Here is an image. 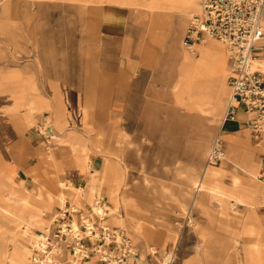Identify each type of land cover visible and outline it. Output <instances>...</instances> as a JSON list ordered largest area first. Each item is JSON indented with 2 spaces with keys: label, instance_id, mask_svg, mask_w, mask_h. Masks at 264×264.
I'll return each instance as SVG.
<instances>
[{
  "label": "crops",
  "instance_id": "1",
  "mask_svg": "<svg viewBox=\"0 0 264 264\" xmlns=\"http://www.w3.org/2000/svg\"><path fill=\"white\" fill-rule=\"evenodd\" d=\"M149 1L2 0V6L9 8L10 13L11 8H15L19 14L18 19L23 27H18V35L22 36L19 38L23 39L30 59H26L23 69L7 68L0 64V118L4 121L0 120V183L5 181L19 188L25 185L27 189L23 192L26 197L31 196L35 205L39 204L40 208H48L50 213H54L59 207L49 202L48 189L33 178L31 169L41 168L46 177L54 174L63 182L70 181L68 176L77 173L81 176L74 178L76 184L70 181L76 187L74 195L79 204L82 201L88 202L83 199L80 191L77 192L78 187L86 184V166L73 154V149L77 153L91 149L86 134L91 135L89 129L100 123L97 122L99 119L107 118L111 125V121L117 123L119 120L122 133L126 135L130 134L128 125L131 120L136 118L138 124L141 120L143 126L138 125L136 128L138 150H141L142 135L143 150L153 152L151 159L150 154L147 158L138 155L137 163L138 166L154 167L166 166L168 163L157 162L155 151L163 149L170 155L172 134H177L175 127H172V119L176 121L178 116L186 120L196 118L204 121L209 135L217 130L209 140L207 153L213 139L221 132L225 157L216 166L223 163V170L240 172L236 166L256 164L258 180L254 181V193L257 201L261 200L251 209L239 207L232 212L227 209V214H223L218 204H211L207 196L203 197L202 200L208 204L207 209L194 208L199 217L196 223L186 228L187 232H191L195 250L191 254L186 253L178 264H264V237L258 240L254 253L242 249L243 243L249 245L259 231L264 236V209L261 204L258 206L264 198V185L258 178L264 158V141L252 134L249 116L243 112L240 103L237 104L235 119L222 121L229 96L227 79L230 60L226 44L206 38L196 43L193 52L187 51L183 46V37L189 16H183L178 9H172V0H158L160 3L152 7ZM191 9L187 0L184 12ZM15 37L18 38L17 35ZM260 45L262 49L257 55L264 62V40ZM198 66L207 75L209 98L207 105L203 106L205 113H199L186 105L187 97L181 94L179 86L178 78L181 83L184 78L180 69L187 68L191 72ZM217 91L220 95L216 97ZM65 111L72 113L74 123L78 117L84 124L83 129L73 134L74 147L69 152H63V145L53 149L49 147L40 155L41 142L37 137L42 141L43 138L37 134L26 137L25 131L36 126L43 127L45 119L48 124L41 130H59V127L63 128L68 123L70 113H67L65 122ZM4 123L8 127L5 132ZM162 136L165 148L154 146L158 140L161 141ZM103 147L106 149V144ZM27 150L38 160L32 161L31 157L22 168L25 158L21 156ZM8 151L11 156L14 155L16 159L20 157L22 161H15L10 166ZM106 163L100 195L103 203L113 206L114 185L118 183L121 188L120 184L124 180L117 178V168L118 165L122 167L124 162L118 164L107 158ZM14 171L32 176L31 180L17 179ZM238 175L244 180L242 172ZM108 185L113 189H107ZM82 192L86 196L92 195L90 189ZM85 207L89 213V205L85 204ZM29 212L37 214L34 207H30ZM243 215L240 224L238 222ZM107 216L109 220L110 215ZM161 219H158L159 225L164 224ZM107 223L116 225L112 219ZM249 227L253 231L251 238H240ZM231 233L237 237L236 244L235 239H230ZM208 235L217 237L209 243L210 246L205 244ZM148 241L150 239L146 238Z\"/></svg>",
  "mask_w": 264,
  "mask_h": 264
},
{
  "label": "rangeland",
  "instance_id": "2",
  "mask_svg": "<svg viewBox=\"0 0 264 264\" xmlns=\"http://www.w3.org/2000/svg\"><path fill=\"white\" fill-rule=\"evenodd\" d=\"M193 1L196 6V10L198 11L199 5L196 3V0ZM11 10L12 12L10 13L9 8L3 7L2 0H0V64L7 68L11 66L23 69L26 59H30V56L26 54L23 39L19 38L22 36L18 35L20 32L18 27H23V23H21L18 19L19 14H17L15 8H11ZM16 35L18 38L15 37ZM188 79H190V77L186 75L184 76L182 83L180 82L179 86L181 87V91L183 84ZM178 84L179 82L177 83V86ZM185 103L191 108L189 97H187ZM67 113H70L67 125L64 124L62 126L63 128L59 127V130L57 131L52 130V128L49 131L41 130L38 126L25 131L26 137L37 134L43 138L42 141L39 137H37L41 142L39 150L40 155L44 154L47 151L46 148L49 147L53 149L58 147V145H63V152H69L74 147L72 143L73 134L78 133V131L83 129L84 124L82 123V120H78V117L75 119L74 123L72 113L66 111L65 122ZM0 120L4 122L3 118H0ZM5 120L7 119L5 118ZM131 121L132 124L129 123L128 125V130L130 132L129 135L122 133L123 128L120 127L119 120L117 123L111 121V125L110 120L107 118L99 119L97 122L100 123L96 124L94 128L91 127L89 129L91 130V135L86 134V141L90 143L91 147L89 151H86L87 157L89 158L86 163L88 170H91L92 172L100 169L102 167L100 165L103 164L106 158L114 160V162L118 164L123 161L124 163L122 167L118 165V173H116V176L117 178H124V172H126L124 186H122V189L124 188L125 195L134 203L136 207L134 208V211L137 212V217L140 218V221H142L141 225H131L127 221L123 223V226H119L117 224L116 226L111 223L104 224V226L108 228L107 230L111 235H113V230L123 231L125 234V247H117L114 243L110 244V248L111 250H114L116 259L121 253L123 254V252H126V250H130L134 254L128 258L125 264H161L164 256L171 254L172 251H174L172 249H175L177 257L173 263L171 260L170 264H178L180 259L183 258L186 253L191 254L195 250V242H193V237L191 238V232H187L186 230L189 226L187 223L188 216L190 215L192 220H197L199 217V214L193 208V191L189 185L188 178L192 175H199L203 170V166H206L204 158L207 154L206 148L208 147L207 145L210 138L216 134L217 130H214L213 134L209 135L205 124L196 118L186 120L178 116L176 117V121H173L172 119V127H175L177 134H172V151H170V155H168L169 152L164 151L163 149H161V151H155V158L158 159L157 162L168 163L166 166H154L148 167V169L146 166H138L137 163L138 155L141 156V158H147L149 157L148 154H150L151 159V154L153 152L143 150L142 135V137L140 136L141 150H138V136L136 134V128L138 125L142 127L144 123L140 120L138 124V120L136 118H133ZM199 123H201L202 126ZM5 126L6 123H4V132L6 128L8 129V127ZM182 128L185 130L183 131ZM158 141L154 146H165L163 136L161 141ZM105 144L107 147L106 149H103ZM76 152L77 150L73 149V154H76ZM7 153L10 166L15 164V161H22L20 160V157H17L16 159L14 155L11 156L9 151ZM123 153L124 156L122 155ZM21 157L25 158L23 159L24 161H22V168L25 167L24 163L31 157L32 161H36L37 159V157L33 153L31 154L29 150L24 151V156ZM15 174H17V179L23 181H30L32 177L25 175L22 171H18V173L15 172ZM71 175L72 176H68L70 181L73 184H76L74 178H79L81 175L77 173H72ZM241 177L244 178V181L248 180L246 176L242 175ZM1 183H5L9 188L19 190V187L16 184L8 185L5 181H2ZM108 188H112L111 185H108L107 189ZM85 189L88 188L85 186H82L81 188L78 187L77 192L80 191L83 195V199H87L88 202L82 201L80 204L78 203V205H76L68 200L65 202L64 208H59L54 213H50L48 208H40L41 213L43 212L42 217L44 218L45 228L43 229L31 225V229L37 235H43L44 239L47 238L48 243L47 245L45 243V248L37 246L32 248V255L28 264H38V261L43 259V255L50 256V264H70L71 258L75 260L77 259L79 264H106V262L100 260L94 253H88L84 256L81 255L76 248L55 242V239L57 238L55 236L57 234V226L61 227L60 225L64 224L67 227L66 232L67 230H70V228L74 231V233L71 231V233L67 236L68 239H71L73 236H77L78 238L86 236L87 234L85 233V228L89 229L90 226H93V229H90V231L92 230V235L94 237L87 235L88 237L85 238L86 243L96 242V240H99L102 236H104L102 235L103 229L101 228L102 226L100 225L99 218L92 215L90 210L89 213L86 211L88 209L85 207V204L86 206L89 205L90 208L92 206V195H84V192L82 191H85ZM3 193L4 192H2V194ZM1 197L2 196L0 194V199ZM103 201L104 200H102V203ZM255 201L257 204L260 200L257 201L255 198ZM77 202L78 199L76 200V203ZM212 203H215L214 200H211V204ZM260 204L261 202L258 206H260ZM243 207H247V205ZM27 211H29V209ZM36 211L38 213V210ZM230 212L232 211L230 210ZM107 219L108 216H104V220ZM158 219H161L166 225H159ZM231 221L233 220L231 219ZM13 225L14 224L8 222L5 217H0V231H4V233L0 235V245L2 246H0L1 251H13V247L3 244L7 235L13 236L14 243H16L15 247L19 246L22 241V238L17 231L11 229ZM88 225L89 228H87ZM146 238H149L150 241L146 242ZM105 242L107 243L108 241ZM243 247L244 246H242V249ZM56 249H61L64 252V255L60 254V252ZM1 251L0 264H8L6 259H3Z\"/></svg>",
  "mask_w": 264,
  "mask_h": 264
},
{
  "label": "bare ground",
  "instance_id": "3",
  "mask_svg": "<svg viewBox=\"0 0 264 264\" xmlns=\"http://www.w3.org/2000/svg\"><path fill=\"white\" fill-rule=\"evenodd\" d=\"M186 1L187 0H172V9H178L179 11H181L183 16H189V18H190V16H192L193 14L198 13L199 10L198 11L196 10V6L194 5L193 0H188V2H190V6L192 9L189 12H184ZM149 2H150V7L156 6L158 3H160V1H158V0H150ZM198 5H199V1H198ZM214 41L215 40H213V42ZM225 47H226V45H225ZM185 56H187V54ZM172 57H175V56H172ZM185 61H186V59H185ZM172 62H174V61H172ZM181 73L184 76L188 75V77H190V79H188L183 84L181 94L189 97L192 109L197 110L199 113H205L206 111L203 110V106H205V104L209 98V95L207 92V87H206V83H207L206 73L202 70L201 66L193 68L191 72H189L187 68L180 69V74ZM178 79H179V82H181L180 78H178ZM217 90H219V89H217ZM220 91H221V88H220ZM215 95H216V97L219 96L220 92L217 91L215 93ZM30 104H31V102H30ZM208 104H210V103H208ZM11 108H13V107H11ZM215 114H216V112H215ZM198 115H200V114H198ZM47 124H48V121H47V119H45L43 122V127H41V129H43ZM199 124L201 125V123H199ZM223 125H225V124H223ZM243 129H245V128H243ZM242 131H244V130H242ZM220 135H221V132L219 133V136ZM163 148H165V147H163ZM235 154H237V153H235ZM235 154H234V156H235ZM76 155H77L78 160L83 165L86 166V167H84L85 168L84 179L86 180V184H84V185H85V187L90 189L92 192V196H91L92 206L90 208V212L92 215H95L99 218L100 225L102 227H105L104 224L109 222L110 219L115 220V224H117L119 226H122L125 220H127L132 225H139L140 219L137 217V212L134 211V208H135L134 203L132 202V200H130L125 195L124 188L122 189V186H124V180H123L122 184H120L121 188H119L118 183L116 184L118 186L114 185L115 186V192H114L113 198H112L114 205L109 206V205H106L105 203L104 204L102 203V196L100 195V191H101V186H102V182H103V178H104L105 167L107 164L106 163L107 158L103 162L102 167L100 169L94 170L91 172V170H88V166L86 165L87 161L89 160L86 152L83 150H80L78 153L76 152ZM224 157H225V154H224ZM201 163H202V161H201ZM236 163H237V161H236ZM222 165H223V163L220 164L219 166H203V170L199 175H196V176L192 175L188 178L189 185L193 191L192 192L193 193V196H192L193 208L207 209L208 204H206L202 200V198L205 196H207L209 198V200H210L209 202H211V200H214V202L216 204H218L219 209L223 214H227L226 213L227 209L236 210L239 207H243L245 205H247V207L249 209L253 208L256 205V201H255L256 195L254 193V186H255L254 181L258 180L257 179V166H256V164L254 165V163H251L250 165L244 166V167L236 166L237 167L236 169H238L240 172H236V171L227 172V170L226 171L223 170ZM228 165H229V163H228ZM82 166H81V168H82ZM78 167H80V166H78ZM31 172H32L33 178L38 180L42 186H45L48 189L47 196H48L49 202H54L57 205V207H59V208H62L64 203L68 200H70L72 203L78 205V202L76 203L77 199H76L74 192H73L76 189V187L70 181L63 182L54 174L53 175L49 174L46 177L45 172L42 174L41 168L31 169ZM241 172L249 180L247 183H246L247 180L244 181L243 179H241L239 177L238 174ZM33 173H35V175ZM171 173H172V171H171ZM179 174H182V173H179ZM125 176H126V172H124V178H125ZM26 189H27V187L23 184H22V187L19 188V190H17V189L12 190V188H9L5 183H3V184L0 183V194L2 196L0 199V217H2V218L5 217V219L8 222L14 224L13 227H11V229H14L15 231H17V233L22 238L20 245L17 247H15L16 243H14V238L12 235L11 236L7 235L6 240L3 241L4 245L7 244V245L13 247V251H10V252L9 251L8 252L3 251V250L1 251V248H0L2 257H3V259H6L8 264H28L30 262V257L32 255V248L33 247H36V246L40 247V248L46 247V246L44 247L45 241H44L43 235H37L31 229V227H32L31 225L39 227V228H43V229L45 228L44 218L42 217L43 212L41 213L39 204L35 205L32 202L31 196L27 195L28 197H26L25 192H23ZM156 189H157V187H156ZM1 191L4 193L2 194ZM260 200H261V198H260ZM30 207H34L35 210H38V213L32 214L31 212L27 211ZM119 209L122 211L120 212ZM17 213H18V215H17ZM107 214L110 215V219L106 221V220H104V216ZM243 218H244V215L241 217L240 221L238 220L239 221L238 223L241 224L243 221ZM160 221L162 222V220H160ZM187 223L188 224H194V223H196V220H192V218L189 215ZM3 233H4V231H0V235ZM262 233H263L262 231L261 232L259 231L257 233L256 237L253 238L254 241L251 242L249 245H247L244 242L245 244H243V246H244L243 250H245V252L254 253L255 249H256L255 246H256L258 240H262L264 237L262 235ZM251 234H253V231H251L250 227H249L248 231L247 230L243 231L242 236L240 238H246V239L249 238L250 239ZM216 238H217L216 236H209V235L206 236L207 241L205 242V244H208V246H210L209 243L216 240ZM230 239H232V240L235 239L234 243L235 244L237 243V241H236L237 237L234 236L232 233L230 235ZM257 246H259V245H257ZM56 250H58L60 252V254L64 255L63 254L64 252L61 249H56ZM205 252H204V254H205ZM176 257H177V253L174 250V251H172L171 254L164 256V258L161 261V264H170L171 260L173 263L175 261ZM42 258L43 259L38 261V264H46V263L50 264L51 260H50L49 255H45ZM34 259H36V258H34ZM70 264H79V261L77 259L75 260V259L71 258ZM106 264H115V262L111 260L110 262H106Z\"/></svg>",
  "mask_w": 264,
  "mask_h": 264
},
{
  "label": "built area",
  "instance_id": "4",
  "mask_svg": "<svg viewBox=\"0 0 264 264\" xmlns=\"http://www.w3.org/2000/svg\"><path fill=\"white\" fill-rule=\"evenodd\" d=\"M200 12L193 14L186 27L183 46L193 52L196 43L206 38L216 39L226 44L230 67L227 86L229 96L225 106L222 121L234 120L237 104L240 103L243 112L249 116V126L256 138L264 141V62L257 55L262 49L260 42L264 40V0H198ZM225 145L217 134L212 141L206 156V166H216L224 158ZM259 180L264 185V158ZM264 209V198L261 201ZM62 218V217H59ZM58 218V219H59ZM57 226L56 243L76 248L81 255L94 253L100 260L125 264L134 255L130 250L121 253L116 259L110 244L124 246L126 238L123 231L113 230V235L107 227L103 230L101 239L96 242H85L92 235L93 226L89 225L85 233L88 235L68 239L74 231L66 226ZM94 237V236H93ZM108 241L107 243L105 241ZM46 245L47 238L44 239Z\"/></svg>",
  "mask_w": 264,
  "mask_h": 264
}]
</instances>
